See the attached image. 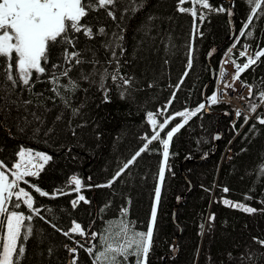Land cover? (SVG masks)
<instances>
[{
	"label": "trees",
	"instance_id": "obj_1",
	"mask_svg": "<svg viewBox=\"0 0 264 264\" xmlns=\"http://www.w3.org/2000/svg\"><path fill=\"white\" fill-rule=\"evenodd\" d=\"M207 3L225 11L210 12L205 8L201 21L198 5L197 15L193 17L190 12L178 10V0H115L107 9L99 8L82 18L81 24L92 29L91 38L83 34V29L80 33H70L74 35L75 50L80 52L82 63L75 65L73 61L68 76L60 77L59 95L48 82L47 71L39 80L33 72L31 90L18 84L15 92L0 91V96L7 97V101L0 100V105H4L0 112V160L12 165L19 161L17 153L23 147L52 157L38 176L26 178L28 184L20 182L32 195L40 215L23 203L13 209L15 198L8 205L10 210L33 216L32 221H26L33 231L23 241L25 255L21 264H71L74 257L76 264H95L96 252L103 250V241L100 236L92 241L97 247L90 255L85 250L90 246L87 237L62 234L70 231L73 221L86 232L108 236L113 242L124 224L129 225V236L133 229L146 232L152 226L147 264H264V245L258 242L264 241V211H261L264 209V174L261 173L264 124L258 120L264 117V105L256 108L251 119L242 112L233 125V111L227 104L209 105L208 110L205 108L191 117L174 134L160 185L155 225L151 223V212L160 182L159 171L164 165L159 141L152 142L111 187H97L107 185L146 143L144 137L152 135L148 113L154 114L159 131V124L166 116L205 103L203 91L211 78L212 67L219 70L225 53L237 39L236 46L248 45L253 57L256 50H264V15H260L264 3L242 37L240 30L253 7L247 0H207ZM231 3L234 37H230L228 19ZM181 6L191 9L194 5L185 0ZM100 28L104 29L103 33L99 32ZM249 31L251 36L247 35ZM214 45L220 48L208 62L207 53ZM60 52L59 45L50 49L49 69L53 63H63ZM231 55L236 63L246 62V57H239L236 49ZM189 58L191 69L187 67ZM5 66V61L0 59V86L11 88L5 80ZM113 75L118 76L116 81L111 79ZM119 77L129 79L130 83L123 84ZM239 78L252 86L245 107L249 110L251 105L258 107L259 93L264 91V56ZM102 79L104 87H101ZM71 81L78 86L72 88ZM214 91L215 84L211 83L205 94L210 98ZM174 93L175 99L168 106ZM26 100L31 104L25 107L22 102ZM225 110L228 115L223 113ZM159 112L164 115H155ZM33 114L39 119H34ZM182 121L183 118L177 117L169 123L161 131V138H166L165 132ZM217 130L223 135L218 144ZM229 143L232 155L223 157ZM71 176L81 178V191L88 201H80L75 208L71 201L77 192L68 183ZM31 185L50 196H40ZM223 188L229 191L224 193ZM60 189L67 194L52 198L51 194ZM181 194L185 197L174 218L177 196ZM223 199L257 211L244 212L225 205ZM76 241L84 244V248ZM174 242L177 254L172 256ZM71 246L77 248V253L69 252ZM127 264H135V257L129 256Z\"/></svg>",
	"mask_w": 264,
	"mask_h": 264
},
{
	"label": "snow or ice",
	"instance_id": "obj_2",
	"mask_svg": "<svg viewBox=\"0 0 264 264\" xmlns=\"http://www.w3.org/2000/svg\"><path fill=\"white\" fill-rule=\"evenodd\" d=\"M185 0H178V10L180 12H190L193 17H196V5L201 9V15L199 19H204L203 10L207 8L210 12H224L223 7L217 9L210 7L207 0H190L193 3L191 9H186L181 5ZM252 5L251 12L247 23H245L240 30V36L245 35V30L252 23L253 16L256 15L257 9L261 8L264 0H247ZM115 0H0V59L5 61V80L10 82L11 88L0 86V91L5 93L15 92L17 85L24 86L25 89L31 90L34 87L33 72L37 74L36 80L46 73H49V83L52 84L53 91L59 95V80L60 77H67L73 61L75 65L82 63L80 59V52L75 50L76 40L74 38L75 33H80L83 29V34L89 38L92 37V29L85 24H81L82 18L86 17L91 11H98L99 8L107 9L110 5H114ZM228 14L231 15V10H228ZM108 15L115 19L114 14L108 11ZM260 15H264L261 12ZM259 16H257V19ZM100 33L104 32L103 28L99 29ZM71 33V34H70ZM202 35V33H201ZM248 36L252 33L247 32ZM236 43H239V39L235 41L232 47H236ZM59 45L61 47L60 58L63 60L61 64L53 63L51 68H48L49 52L51 48ZM243 51L238 53L239 57H246V62L242 65L236 63L233 60L234 67L236 69L235 75L233 76V82L239 79L240 74L248 69L251 65L255 64L260 57L264 56V50H256L253 56H248V45H242ZM73 49V50H69ZM231 52V48L229 49ZM13 53H15V61H13ZM116 53L113 52V56ZM13 62L15 63V74H13ZM43 62V63H42ZM65 65H68L65 67ZM187 67L191 69L192 61L189 58ZM62 69V71H58ZM108 75L107 72L104 73ZM187 76V72L184 73ZM226 73H221V77L225 76ZM87 79V77H85ZM113 81L118 79L117 75L111 76ZM123 84L127 85L130 83L129 79L119 77ZM180 83H183L181 80ZM69 85H66V87ZM72 88L77 87L75 81H71ZM245 87L249 88V96L252 95V86L245 83ZM101 87H104L103 79L101 80ZM179 84L177 85V88ZM234 87V83H226L225 89ZM223 91H219V95L223 96ZM260 102L264 104V91L259 93ZM175 99V93L172 98L168 101V106L171 105ZM0 100L7 101L6 96H0ZM210 104H217L223 102L222 99H218V93L214 92L209 98ZM12 104H16V101H11ZM22 104L26 107L31 104L30 100L23 101ZM19 106V105H17ZM206 108L205 103H200L193 110L185 109L183 111L170 114L164 118L163 123L159 124V131L156 130L157 121L154 118L153 113H148V119L151 121L153 126V132L150 137L145 136L146 143L129 159L123 167H121L113 176L112 180L107 185H97V187L107 186L111 187V184L121 176L122 173L128 167L133 164L138 156L142 152L148 149V146L154 142L159 141L162 145V156L164 166L159 171V180L163 182L165 175V166L169 158L170 143L173 139L174 134L178 133L183 128L191 117H195L199 112ZM257 105H251V111L256 112ZM4 109V105H0V112ZM166 110V109H165ZM237 116L241 115L240 111L237 110ZM155 115H164L163 112L156 113ZM34 119L39 117L33 114ZM177 117L183 118L181 123H176L171 127L170 130L165 132L166 138H161V131H163L169 123L176 120ZM259 123L264 124V117H258ZM247 123V119L244 121ZM253 127H255L253 125ZM23 129H21L22 131ZM38 131V129H37ZM51 131V129H49ZM19 157L18 162H14L13 168L8 169L7 165L0 160V264H21V258L25 255V247L23 241H26L32 234V226L30 223L26 224V221L30 222L33 220L31 214L25 215L22 211L10 210L9 204L15 198V203H12L13 209H18L20 204L26 205L27 209L32 210L37 216L40 215V209L34 207V199L29 191H26L24 187L20 186V182L28 184L29 182L25 177L38 176L40 170H42L52 157L42 153L31 150L27 152L20 150L17 153ZM25 157L27 160L25 162ZM38 159L42 161L39 165H34L32 161ZM35 169V170H33ZM264 174V169L261 170ZM9 175L12 179L9 178ZM89 179H91L89 177ZM69 185H74V191L79 193L82 188V182L75 176L68 182ZM31 187L40 196L49 197L50 194L46 191H42L39 187L31 185ZM229 190L223 188L222 192L227 193ZM66 195L62 189L57 190L51 194L52 198L56 195ZM250 199V197H249ZM160 200V188L157 187L155 190V201L158 204ZM78 201L88 203L84 195H79L76 200L71 201L72 206L75 208ZM225 205L237 207L247 213H255L257 209L252 207H245L243 204H233L228 199H224ZM127 211L126 209L124 210ZM264 211V209H261ZM156 208L153 207L151 212V223L155 225L156 222ZM43 219V217H41ZM214 219V217H212ZM73 225L70 231H63L62 234L66 237H71L72 234H78L81 237H87L86 242L90 245L85 250L92 255L96 250V245L92 241L96 240L98 236L103 241V250L96 252L95 264H127L128 257H135V264H147V257L152 245L153 238V227L149 226L146 232H137L133 229L131 236L128 235L129 225L124 224L121 229L117 232V239L115 242L108 236H101L95 232H86L81 224L73 221ZM53 228L56 225H52ZM23 230V231H22ZM58 231H62L57 229ZM257 239V238H254ZM264 245V241H258ZM79 247L84 248V244L80 241H76ZM65 247H68L65 245ZM70 253H77V248H68ZM77 257H74L71 264H76Z\"/></svg>",
	"mask_w": 264,
	"mask_h": 264
},
{
	"label": "built area",
	"instance_id": "obj_3",
	"mask_svg": "<svg viewBox=\"0 0 264 264\" xmlns=\"http://www.w3.org/2000/svg\"><path fill=\"white\" fill-rule=\"evenodd\" d=\"M234 49L238 50L239 52L244 50L243 48H238L236 46L234 48L232 47L231 51ZM247 55L250 56V50L249 49L247 51ZM227 60H228L227 64H223L221 69H220L216 92L218 93V99H222V101L227 102L228 105L230 106V108L233 109L234 116H233V119L231 120V123L233 124L236 120L235 118L237 115L236 114L237 110H239L240 112L244 111L245 114L249 116V119L253 117L254 113L245 109L244 106H245L246 96L248 95V92H247L246 88L243 87V84L238 81V79H236L233 82V76L235 75L236 69L234 67L233 61H231L228 58H227ZM221 73H226V75L221 77ZM226 83H234V87L225 89ZM230 89L233 90V93L231 95L229 94ZM221 90L224 93L222 97L219 95V91H221ZM237 102L240 103V108H237ZM261 105H263V104L260 103V106ZM10 166H11V168H13V164ZM72 177H74V176H71V178ZM77 198H78V196L76 198H73L72 201L76 200Z\"/></svg>",
	"mask_w": 264,
	"mask_h": 264
},
{
	"label": "water",
	"instance_id": "obj_4",
	"mask_svg": "<svg viewBox=\"0 0 264 264\" xmlns=\"http://www.w3.org/2000/svg\"><path fill=\"white\" fill-rule=\"evenodd\" d=\"M228 10H231V15L228 14V19H229V24H230V27H231V33H230V37H234L235 35V27H234V23H233V15H234V10H233V5L232 3L229 5V9ZM220 46L219 45H214L212 46L208 53H207V61L208 62H211L213 56L217 53V51L219 50ZM216 76H217V71L212 67V74H211V78L209 79V81L205 84L204 86V101L205 103H207L209 100H208V97L206 96L205 94V90L206 88L211 84V83H215V80H216ZM239 133V132H237ZM236 133V134H237ZM221 137V132L220 130H217V132L215 133V138H220ZM217 142V140H216ZM232 142V140H231ZM218 144V142H217ZM187 160V159H186ZM193 160V159H192ZM185 197V194H181L179 196H177V201H176V205H175V208H174V211H173V215H174V218H175V214H176V211H177V208L179 206V204L183 201ZM172 248H173V251H172V256H175L177 254V243L174 242L173 245H172Z\"/></svg>",
	"mask_w": 264,
	"mask_h": 264
},
{
	"label": "rangeland",
	"instance_id": "obj_5",
	"mask_svg": "<svg viewBox=\"0 0 264 264\" xmlns=\"http://www.w3.org/2000/svg\"><path fill=\"white\" fill-rule=\"evenodd\" d=\"M223 59L225 60V61H223ZM223 59H222V61H221V63H220V66L224 63V64H227V62H228V60H227V56H224L223 57ZM229 59V58H228ZM230 60H233L232 58L230 59ZM216 89H217V81H216V86H215V92H216ZM248 90H249V88H248ZM248 92V94H249V91H247ZM233 93V90L232 89H230L229 90V94L231 95ZM226 104V103H225ZM223 138V135H221V137L220 138H215V141L217 140V142L219 143L220 142V140ZM228 145L229 144H227L226 146H225V148H224V150H223V154H222V156L224 157H227V158H229L231 155H232V151H231V149L228 147ZM22 150H25L26 152L28 151V150H31L33 153H35V152H40V151H36V150H34V149H32V148H28V147H23L22 148ZM42 153H44V152H42ZM46 154V153H45ZM26 160H27V157H25V162H26ZM42 161H39L38 159H34L33 161H32V163L34 164V165H39V163H41ZM164 166V165H163ZM7 168L8 169H12L11 168V166H7ZM33 170H35V169H33ZM10 179H12V177L10 176L9 177ZM78 179H80L79 177H77ZM25 179H26V177H25ZM81 180V179H80ZM81 182H82V180H81ZM83 183V182H82ZM160 185H161V181L159 182V185H158V187L160 188ZM79 195H83V192L82 191H80L79 193H77V195H76V197L77 196H79ZM75 197V198H76ZM215 199V198H214ZM224 200V199H223ZM229 200V199H228ZM229 201H231V202H233V204H241V203H239V202H237V201H233V200H229ZM80 202V201H79ZM78 202V203H79ZM156 205H157V203H156V201H155V208H156ZM245 207H250V206H247V205H245ZM71 247H73V246H71Z\"/></svg>",
	"mask_w": 264,
	"mask_h": 264
},
{
	"label": "bare ground",
	"instance_id": "obj_6",
	"mask_svg": "<svg viewBox=\"0 0 264 264\" xmlns=\"http://www.w3.org/2000/svg\"><path fill=\"white\" fill-rule=\"evenodd\" d=\"M237 108H240V103L239 102H237Z\"/></svg>",
	"mask_w": 264,
	"mask_h": 264
},
{
	"label": "flooded vegetation",
	"instance_id": "obj_7",
	"mask_svg": "<svg viewBox=\"0 0 264 264\" xmlns=\"http://www.w3.org/2000/svg\"><path fill=\"white\" fill-rule=\"evenodd\" d=\"M225 112H226L225 114L227 115V111L226 110H225Z\"/></svg>",
	"mask_w": 264,
	"mask_h": 264
}]
</instances>
